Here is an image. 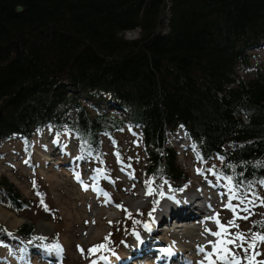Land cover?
<instances>
[{
	"label": "trees",
	"instance_id": "trees-1",
	"mask_svg": "<svg viewBox=\"0 0 264 264\" xmlns=\"http://www.w3.org/2000/svg\"><path fill=\"white\" fill-rule=\"evenodd\" d=\"M130 31L139 37L125 40ZM262 48L264 0H0V147L64 128L105 164L103 140L122 157L115 137L140 129L141 174L158 192L163 181L179 191L188 178L167 135L182 129L202 161L215 158L213 171L231 178L240 203L255 198L264 188V65L249 52ZM105 101L121 114L102 112ZM0 205L32 209L1 177ZM34 229L0 225V235L31 239ZM249 233L264 234V222L251 221ZM104 244L95 254L114 249Z\"/></svg>",
	"mask_w": 264,
	"mask_h": 264
},
{
	"label": "rangeland",
	"instance_id": "rangeland-1",
	"mask_svg": "<svg viewBox=\"0 0 264 264\" xmlns=\"http://www.w3.org/2000/svg\"><path fill=\"white\" fill-rule=\"evenodd\" d=\"M169 7L170 4L167 3L166 15L169 12ZM123 37L125 40L131 41L137 39L139 34L136 31H130L124 34ZM249 54L252 56V64L264 65V48L258 51H250ZM106 106L109 109L111 108L107 101L103 104V107ZM72 115L73 112L67 114L69 117ZM139 131L140 129H135V133L139 134ZM179 131L181 129L173 135L168 134L167 140L169 147L178 154L177 163L187 176L188 183L184 189L178 192L174 191V193L168 187L165 186L164 188L163 186L161 188L162 190L164 188L162 193L166 192V196L165 194L161 195L158 199L159 203H156L157 193L152 183L151 195L148 194L149 184L147 182L149 180L141 174L145 154L142 152L141 146L136 145L135 140L137 139L134 138V134L129 131L115 137L123 150L122 157L115 152L117 144L115 146L114 143L111 144L108 140H103L102 151L105 164L100 161L96 162L91 156L83 153L77 139L69 135L64 128L62 131H58L56 129L49 130V127H45L33 134L27 143L18 138H13L4 143L0 147V177L13 184L23 197L30 199L32 209L16 214L0 205V211H7L22 220V223L17 227H12L8 222L2 220H0V225L9 232H14L22 225L27 224H33L35 230L31 239L11 234L16 239L1 241L0 264H92L93 261H97V264H106L104 259L100 258V255L92 256L88 251L94 246L106 242L114 246L113 250L115 252L112 253L115 255L109 254L107 258L110 256L118 257L122 254L125 262L126 252H128L127 245L139 233L143 235L144 231L148 230L140 226L142 224L136 223L133 226L132 218L141 217L142 221L149 225L154 219L161 218L160 213L169 202L166 201L168 194L186 200L188 196L192 194L197 196L195 193H199L203 198H206V206L212 203L213 200L217 201L213 208L217 207L219 211L217 210L218 213L215 217H212L211 222H204L206 214L198 216L199 227L204 228L201 232L192 223L195 220L194 218L191 220L182 218L188 223H185L187 227L184 230L182 229L181 232L186 231V236L189 238L186 239L188 240L187 243L194 248H199V252H201V247L197 245L203 244L205 246V244H208V249L204 247L206 250L203 252L214 253L211 246L221 237L214 236L212 233L220 231V225L227 226L230 234L229 238H235L236 234L243 233L250 242L252 238L249 233L251 221L260 220L264 222V203H262L264 188L259 190L255 198L247 196L244 202L240 203L237 198H233L234 194L230 183L221 181L213 173L212 166L217 164L216 159L212 158L206 163L198 157L195 148L192 151L186 149L183 140L178 142L177 134ZM59 141L60 144L67 141L68 156L61 153L57 156L54 155L58 150L52 147L56 146V142ZM53 142L55 143L52 144ZM49 148L50 154L54 155V159L60 160L58 165L49 164L48 162L44 165L45 160L41 157V153ZM72 160L73 162H71ZM42 170L47 171V174H52L55 179L50 180L49 177L43 175ZM77 175H79V180H77ZM37 182L42 188V192L37 189L42 193L40 198L33 195ZM85 185L88 186L87 190H85ZM92 185L98 188L99 194L92 189ZM212 186H216L218 191L209 192ZM212 194L214 195L212 196ZM223 194H226V196H223ZM229 201L236 207L235 212L226 207ZM117 205H123V209H127V211L117 207ZM43 206L46 208H44V211H49V215L43 212ZM150 213L153 216L148 218L147 216ZM171 216L175 217V215ZM245 216L248 218L243 219ZM216 218H218L219 223H217ZM110 221L111 223H109ZM229 221H234L238 227L229 225ZM44 222L50 225V228L45 231L40 230V226ZM212 224L215 225L216 229L206 233L205 229ZM161 225L163 224H160V229ZM190 225H193L191 229L188 228ZM38 227L39 231L36 230ZM101 227L104 229L102 235L89 236V232L93 228L100 229ZM172 235L167 234L166 237L164 234H160L159 238L161 240L172 239ZM106 237L109 239L106 240ZM56 244L62 247V252L52 249V246ZM243 247L247 248L248 243H244ZM80 248L84 249L83 253L79 250ZM228 248L237 254L241 259V264H247V260L244 259L243 248L232 244H229ZM256 249L260 255L256 256L255 259L258 261L264 260V242L257 241ZM249 252L251 253V249ZM213 259L216 264H224V261L220 260L216 254ZM187 263L191 264L190 261Z\"/></svg>",
	"mask_w": 264,
	"mask_h": 264
},
{
	"label": "bare ground",
	"instance_id": "bare-ground-1",
	"mask_svg": "<svg viewBox=\"0 0 264 264\" xmlns=\"http://www.w3.org/2000/svg\"><path fill=\"white\" fill-rule=\"evenodd\" d=\"M177 139H178V142H181L182 140H183V142H185L184 146H185L186 149H189L191 151L193 150V148H191V146H190L191 144H190L189 140L187 139L185 133H183L182 131H179V133L177 134ZM65 142H64V144H60V145L56 144V146H54L52 148H55L57 150H58V148H60L59 150H62V151H60V153L61 154H67L66 156H68L69 155V150H68L69 147H68L67 141H65ZM50 152L51 151H50V148H49V149H45V151H43V153H41V155H42L41 157L45 160L44 165L47 162L49 164L52 163L54 165H58L60 160H55L54 157H52V155L50 154ZM42 173L46 177H49L50 180H54L55 179V177L52 174L51 175L47 174V171L45 172V170H42ZM56 180H57V178H56ZM94 187L95 186L92 185V189ZM95 192L98 193L99 190L96 189ZM209 192H213V190H209ZM195 195L199 196L200 198H198L197 196H193V194H192L191 195L192 197L188 196V199L184 200V198L180 199L178 197L169 195L168 198H167V200L169 202H168V204H166V206H165L166 208H164V210L161 211L160 217L165 215L164 212H168L170 214H173V215H175V217H178V218H190L191 216H198V214L200 212H204L203 211L204 208L202 209V207L197 206L198 204L202 203L201 198H203V196L201 194H199V193H195ZM213 195L214 194H212V196ZM191 201H193V204L191 203ZM170 202H171V204H170ZM215 202H217V201L213 200V203H209V206L213 208ZM212 210L213 209H210L209 211L208 210L206 211L208 217L205 219V222L211 221L212 216L209 213H212L213 212ZM0 220H2L3 222H8L9 225L12 226V227H17L20 223H22L21 219H18L17 217L12 215L11 213H9L7 211H4V210L0 211ZM173 221H174V224L172 225V230H170L172 232V234H173L172 235V239L171 238H167L166 240L163 239V241H162L163 244L158 246L159 248H161L160 250L162 251L160 256H158V260H161V262H160L161 264H166V262L168 264H171V262L180 261V260L181 261L179 262V264H188L187 263L188 262L187 259H189L190 263L193 264V262H192L193 257L192 256H188V255H192L193 254L192 253L193 247L190 246V244L187 243L188 240H186V239H189V238H188V236H186V233H185L186 231L185 232L184 231L181 232V230L182 229L183 230L186 229L187 226L182 221H177V220L176 221L173 220ZM195 222H198V220H194L192 223L195 224ZM186 223H188V222H186ZM40 227H41L40 230L45 231V230H48V228H50V225L48 223L44 222ZM182 227H185V228H182ZM214 229L215 228L212 227V231H214ZM153 230L154 231L151 234H148L146 236H142L140 239H138L137 241H135L134 243H132L131 245L128 246L129 250H128V252H126L127 258L125 260L126 264H128L131 259L136 258L138 255L145 254L147 252L148 253L155 252L154 250L151 249V244L155 241L156 237H154V234L158 233V231L156 229H154V228H153ZM202 230H204V229H202V228L198 229V231H200V232ZM175 232H177V233H175ZM180 232H181V234H179ZM205 232H206V230H205ZM103 233H104L103 227H101L100 229L93 228L89 232V236H96V234L102 235ZM157 238H159V236H157ZM92 239H93V237H92ZM190 239H191V237H190ZM204 247H208V244H205ZM165 248H170L172 250L171 254L165 253L163 251V249H165ZM143 251H146V252H143ZM213 251H214V247H213ZM208 254L209 253L203 254V252H200V255H202L204 257L203 261H201V262H203V264H209L208 259H207ZM180 255H182V256H180ZM151 257H156V256H151ZM184 257L185 258L187 257V259L185 260ZM211 259L213 260V255H212ZM109 261H111V260H108L107 262H109ZM113 261L114 260L112 259V262ZM201 262H199L198 264H201ZM145 264H150V263L146 262Z\"/></svg>",
	"mask_w": 264,
	"mask_h": 264
},
{
	"label": "snow or ice",
	"instance_id": "snow-or-ice-1",
	"mask_svg": "<svg viewBox=\"0 0 264 264\" xmlns=\"http://www.w3.org/2000/svg\"><path fill=\"white\" fill-rule=\"evenodd\" d=\"M25 163H27V161H25ZM79 179H80L79 175H77V180H79ZM229 181L231 183V178H229ZM147 183L149 184V192H148V194L151 195V182L149 181ZM262 183H264V182H262ZM84 187H85V190H87L88 186L85 185ZM160 195H163V193H160ZM233 198H237V197L233 196ZM109 200H110V197H109ZM243 202L244 201L241 200V203H243ZM156 203H159V202L157 201ZM262 203H264V200H262ZM117 207L123 209V205H117ZM226 207L231 209L233 212L236 211V207L232 205L231 201H229V203L226 205ZM123 210L127 211V209H123ZM153 210H155V209H153ZM245 211H247V209H245ZM149 215H151V213ZM129 217L131 218V213L130 212H129ZM247 218H248L247 216L243 217V219H247ZM216 219H217V223H219L218 218H216ZM109 223H111V221ZM137 223H140V221H137ZM258 223H260V222H258ZM229 225L237 226V225H235L234 221H229ZM143 227L150 231V225L149 224L145 223L143 225ZM208 231H210V230H208ZM212 234L215 235V236L221 237V239L218 240L214 244V246H213L214 247V253H209L208 254L207 259H208L209 264H216V262L211 259L213 254L218 255L219 259L224 261V264H241V259L237 256V254L234 251H232L231 249L228 248L229 244H232V245H235L237 247L243 248V251L245 253L244 259L247 260V264H264V260H259L258 261V260L255 259L256 256L260 255V253L256 249L257 241L264 242V234L253 233L250 242L248 241V238L245 237V235L243 233L236 234L235 238H229L230 234L228 233L227 226H225V225H220V231L214 232ZM105 239L108 240L109 238L106 237ZM238 241L240 243H237ZM244 243H248V247L247 248L243 247ZM52 249L56 250L57 252H62L63 251L62 247L59 244H56V245L52 246ZM103 249H106V245L105 244L96 245L92 249H89L88 251L91 254H95L98 250H103ZM250 249H251V253L249 252ZM79 250L82 253L84 251L83 248H80ZM163 251L165 253L171 254L172 250L170 248H165V249H163ZM200 251H204V249L200 248ZM100 258L104 259V260H107V257H105V256H102ZM92 264H97V261H93ZM201 264H203V262H201Z\"/></svg>",
	"mask_w": 264,
	"mask_h": 264
},
{
	"label": "water",
	"instance_id": "water-1",
	"mask_svg": "<svg viewBox=\"0 0 264 264\" xmlns=\"http://www.w3.org/2000/svg\"><path fill=\"white\" fill-rule=\"evenodd\" d=\"M16 10L17 11H21L22 10V7L21 6H18V7H16ZM36 230L39 231V227Z\"/></svg>",
	"mask_w": 264,
	"mask_h": 264
},
{
	"label": "clouds",
	"instance_id": "clouds-1",
	"mask_svg": "<svg viewBox=\"0 0 264 264\" xmlns=\"http://www.w3.org/2000/svg\"><path fill=\"white\" fill-rule=\"evenodd\" d=\"M126 33H128V32H126ZM126 33H125V34H126Z\"/></svg>",
	"mask_w": 264,
	"mask_h": 264
}]
</instances>
